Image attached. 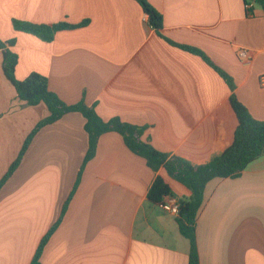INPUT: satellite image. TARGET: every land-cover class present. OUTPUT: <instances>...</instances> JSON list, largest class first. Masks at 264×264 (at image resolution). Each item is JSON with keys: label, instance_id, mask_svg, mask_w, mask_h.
<instances>
[{"label": "crops", "instance_id": "crops-1", "mask_svg": "<svg viewBox=\"0 0 264 264\" xmlns=\"http://www.w3.org/2000/svg\"><path fill=\"white\" fill-rule=\"evenodd\" d=\"M163 17V36L205 52L234 80L235 95L264 121V11L243 0H147ZM31 24L88 25L52 42L15 31ZM0 40H15V77L33 72L66 103L83 100L104 120L144 127L159 152L205 165L228 149L238 119L225 80L202 57L159 37L135 0H0ZM251 60L241 61L240 49ZM49 115L29 106L5 78L0 49V181L36 124ZM85 117L67 113L43 126L0 189V264H30L61 216L40 264H188L189 242L176 215L147 198L158 175L172 197L191 191L164 169L151 170L114 131L103 134L83 167ZM75 188V190H73ZM199 264H264V154L236 178H214L196 222Z\"/></svg>", "mask_w": 264, "mask_h": 264}, {"label": "trees", "instance_id": "trees-1", "mask_svg": "<svg viewBox=\"0 0 264 264\" xmlns=\"http://www.w3.org/2000/svg\"><path fill=\"white\" fill-rule=\"evenodd\" d=\"M138 2L143 13L148 17L149 25L155 30L157 35L171 45L181 47L185 51L202 57V60L213 68L228 85L231 91V107L238 119V127L234 133L232 145L214 157L205 165L193 166L187 160L177 156L159 152L149 141L142 139L144 127L129 124L120 118H111L109 120L102 119L96 112L95 106L86 104L83 100L71 104L66 103L60 97L49 89L48 78L40 73L33 72L28 77L18 80L15 77L18 56L10 47L15 45V40L8 42L0 40V49L3 54V70L5 78L16 89L18 98L25 101L29 106H35L44 103L48 109L49 115L40 120L31 131L27 140L23 143L21 151L17 159L10 165L8 171L0 181V189L11 177L14 170L20 164L30 141L35 134L45 125H50L60 120L67 113H80L86 121L84 129L88 134L89 144L85 154L83 166L79 172V176L75 185L77 188L83 167L94 157L96 147L100 137L108 132L114 131L120 134L127 148L137 156L144 158L148 166L156 172L164 169L166 173L180 184L187 187L191 193L188 200L179 201V213L176 215V222L180 234L189 242V260L188 264H199L200 256L196 242V222L197 216L204 203V193L207 184L214 178H236L246 167L264 154V121H257L250 115L248 109L235 95L234 80L228 73L218 66L214 65L208 55L197 48L189 47L183 44H176L163 36V17L162 14L153 7L147 0H135ZM247 6V12L252 14V8L249 4L253 0H243ZM264 11V0H254ZM13 29L19 32H25L33 35L43 41L52 42L56 33L63 30H71L85 27L88 21H83L79 25L69 24L65 22L57 24H31L27 21L13 20ZM75 188L73 190H75ZM172 195L171 187L161 178L156 176L149 191L147 198L150 202L161 205L164 199ZM69 200L66 201L61 216L50 230L42 237L36 253L34 254L30 264H40V257L43 254L44 247L50 239L53 232L59 226L63 213L68 208Z\"/></svg>", "mask_w": 264, "mask_h": 264}, {"label": "built area", "instance_id": "built-area-1", "mask_svg": "<svg viewBox=\"0 0 264 264\" xmlns=\"http://www.w3.org/2000/svg\"><path fill=\"white\" fill-rule=\"evenodd\" d=\"M239 58L241 61H249L251 60V53L248 49H240L238 51ZM262 82L264 83V76L262 77ZM161 207L166 210L167 212H170L172 214L178 215L179 213V200L168 196L164 199V201L161 204Z\"/></svg>", "mask_w": 264, "mask_h": 264}]
</instances>
